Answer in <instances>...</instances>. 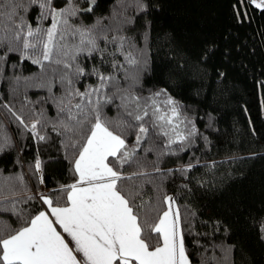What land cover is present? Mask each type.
Here are the masks:
<instances>
[{
	"label": "trees",
	"instance_id": "obj_1",
	"mask_svg": "<svg viewBox=\"0 0 264 264\" xmlns=\"http://www.w3.org/2000/svg\"><path fill=\"white\" fill-rule=\"evenodd\" d=\"M77 3L88 7L86 0ZM54 6L64 7V0ZM10 7L11 0H0V236L44 209L36 194L42 187L53 205H66L61 189L77 180L79 148L65 146L70 138L60 128L66 116L60 101L67 102L69 91L97 86L98 70L114 77L103 89L111 100L101 103V115L114 125H133L126 130L129 148L137 122L123 96L140 97L143 105L164 90L181 105L187 138L166 147L168 137L149 121L147 139L121 170L124 176L146 173L121 182L136 185L141 213L154 209V222L166 210L164 198L175 199L190 264H264V9L250 0H96L92 12L72 23L93 28L99 50L79 54L68 69L9 51L4 26ZM17 16L33 28L51 22L39 19L36 6ZM128 53L136 64L127 62ZM35 121L44 141L25 127ZM75 139L82 145L80 135Z\"/></svg>",
	"mask_w": 264,
	"mask_h": 264
},
{
	"label": "snow or ice",
	"instance_id": "obj_2",
	"mask_svg": "<svg viewBox=\"0 0 264 264\" xmlns=\"http://www.w3.org/2000/svg\"><path fill=\"white\" fill-rule=\"evenodd\" d=\"M86 2L88 7L81 8L77 0H64L65 6L57 8L54 0H27V4L25 0H11L4 26V39L10 45L9 51L20 50L21 58H32L34 64L43 65L47 61L71 69L79 54L99 50L93 28L72 23V18L81 12L93 11L96 0ZM250 2L256 8L264 9V0ZM29 6L38 7L39 19H50V25L33 28L23 16H17L18 12L27 13ZM2 17L3 12L0 11ZM17 19L19 23H16ZM13 44L16 47H12ZM126 59L130 65L138 62L131 53ZM76 72L83 75L84 69L77 65ZM94 72L100 81L97 86L84 92L69 91L67 102L60 101V111L66 113L65 119L59 122L60 128L70 138L65 146L79 148L73 165L78 179L61 189L67 193V203L65 206H53L50 195H41L50 215L40 211L26 226L0 236V264H190L175 199L171 196L164 198L167 209L153 222L150 213L154 209L148 208L141 213L144 205L135 204L139 198L136 185L128 188L121 185L124 180L146 175L140 172L124 176L121 170L134 161L141 142L148 137L150 126L168 137L166 147L187 138L179 130L180 124L185 123L181 105L164 90L153 93L143 105L140 97L123 96L125 107L134 105V110L127 114L137 122L135 144L129 148L126 130L133 125L126 121L114 125L101 115V103L111 100L103 89L114 77L105 76L98 70ZM68 83L71 85V80ZM77 96L80 102L73 104L72 98ZM161 96L166 98L161 101ZM17 119L24 124L20 117ZM38 124L39 121H35L25 127L36 139L44 141L46 137L37 131ZM89 124L85 136L84 129ZM194 132L193 126L189 135ZM77 135L83 139L82 145L79 139H75ZM109 158H113L114 164L109 162ZM35 168L41 171L39 159ZM57 226L70 240L65 239ZM153 234L157 238L155 245Z\"/></svg>",
	"mask_w": 264,
	"mask_h": 264
},
{
	"label": "crops",
	"instance_id": "obj_3",
	"mask_svg": "<svg viewBox=\"0 0 264 264\" xmlns=\"http://www.w3.org/2000/svg\"><path fill=\"white\" fill-rule=\"evenodd\" d=\"M77 179H78V176H77ZM53 206H56V205H53ZM166 209H167V207H166ZM42 211L48 212L50 215V210L48 209V206L45 204H44V209ZM50 218H51V216H50ZM57 230L60 231L62 235H64L66 240H70V237H68L66 233H63L62 229H60L59 226H57Z\"/></svg>",
	"mask_w": 264,
	"mask_h": 264
},
{
	"label": "rangeland",
	"instance_id": "obj_4",
	"mask_svg": "<svg viewBox=\"0 0 264 264\" xmlns=\"http://www.w3.org/2000/svg\"><path fill=\"white\" fill-rule=\"evenodd\" d=\"M51 23V22H50ZM166 97H161V98H159L161 101L162 100H164ZM182 127H183V125L182 124H180V131L182 132ZM36 194H38V196L39 197H41V195H46V189L45 188H40L37 192H36ZM41 199V198H40ZM175 207H176V205H175Z\"/></svg>",
	"mask_w": 264,
	"mask_h": 264
}]
</instances>
